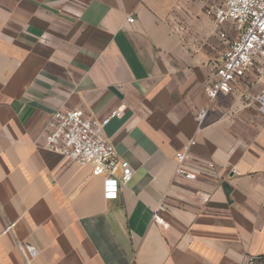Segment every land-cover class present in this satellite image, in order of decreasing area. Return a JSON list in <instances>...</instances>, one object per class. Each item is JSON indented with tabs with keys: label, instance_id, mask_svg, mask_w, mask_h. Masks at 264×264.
Listing matches in <instances>:
<instances>
[{
	"label": "crops",
	"instance_id": "0c3cea01",
	"mask_svg": "<svg viewBox=\"0 0 264 264\" xmlns=\"http://www.w3.org/2000/svg\"><path fill=\"white\" fill-rule=\"evenodd\" d=\"M224 3L0 0V206L15 223L2 234L0 216V264H23L15 242L36 248L34 264L264 260V119L253 101L264 79L248 71L230 94L206 95L238 37L205 15ZM121 107L104 136L133 174L106 200L105 177L43 137L56 111L101 120ZM189 140L194 180L175 174Z\"/></svg>",
	"mask_w": 264,
	"mask_h": 264
},
{
	"label": "built area",
	"instance_id": "2783aa9c",
	"mask_svg": "<svg viewBox=\"0 0 264 264\" xmlns=\"http://www.w3.org/2000/svg\"><path fill=\"white\" fill-rule=\"evenodd\" d=\"M200 2L201 0H184ZM205 15L212 17L217 25L226 22L234 24L238 37L233 40L224 53L222 64L214 71L206 87L210 101L219 95H228L233 91L236 81L241 80L248 71L255 77L264 79V0H225L223 6H210ZM133 23V19H128ZM257 110L264 119V86L253 97ZM123 108H118L101 119L89 118L80 110L56 111L49 119L43 137L44 148L60 155L67 161L79 166L90 167L92 175L104 176L103 196L106 200L117 198L118 190L132 177V170L125 160L117 157L115 147L104 136V128L109 121L121 116ZM195 145L189 140L175 153L177 176L194 180L196 175L187 171L190 150ZM120 170L119 177L116 176ZM164 210L159 205L153 212L157 224H164L159 213ZM14 223H7L3 233H11ZM24 264H32L38 251L31 245H18ZM259 257H248L243 264H261Z\"/></svg>",
	"mask_w": 264,
	"mask_h": 264
},
{
	"label": "rangeland",
	"instance_id": "374dc122",
	"mask_svg": "<svg viewBox=\"0 0 264 264\" xmlns=\"http://www.w3.org/2000/svg\"><path fill=\"white\" fill-rule=\"evenodd\" d=\"M0 216H1V218L3 219V222L5 223V225H6L7 223H9V222H7L6 220H4L5 216L3 215V212H2V208H1V206H0ZM14 224H15V223H14ZM5 225H4V228H5ZM4 228H3V230H4ZM3 230H2V234H5V233H3ZM7 234H11V235H12V232H11V233H7ZM18 245H22V244H20V243H18V242H15V247L17 248V250H18L19 253L21 254V252H20V250H19V248H18ZM28 245H29V244H28ZM22 246H26V245H22ZM31 246H33V245H31ZM36 257H37V256H36ZM21 258H22V262H23V264H24L22 254H21ZM35 259H36V258H34V260L32 261V264H34ZM262 261H264V260L262 259ZM262 261H261V262H262Z\"/></svg>",
	"mask_w": 264,
	"mask_h": 264
}]
</instances>
